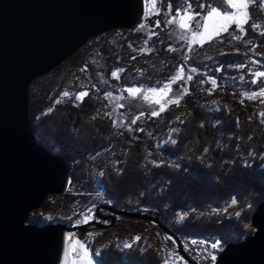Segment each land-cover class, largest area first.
Returning a JSON list of instances; mask_svg holds the SVG:
<instances>
[{"label": "trees", "instance_id": "trees-1", "mask_svg": "<svg viewBox=\"0 0 264 264\" xmlns=\"http://www.w3.org/2000/svg\"><path fill=\"white\" fill-rule=\"evenodd\" d=\"M190 2L195 12L202 11L198 7L201 2L221 5L217 0ZM182 3V0H157L160 14H154L149 21L154 27L156 21L161 22L159 28L155 27L153 45L159 55L175 66L183 63L187 44L179 39V29L166 25L165 21L178 8L182 9ZM134 33L143 35L140 30ZM247 33L256 36L249 28ZM243 56L224 54L218 64L240 63ZM171 76L172 72H165L162 78L166 81ZM32 89L30 85L31 133L41 147L64 157L68 176L70 172L104 166L100 184L105 198L112 201L111 207L157 216L180 240L200 236L219 239L225 246L253 232L251 214L264 200V159H261L264 124L259 120L253 99L243 97L242 102H230L232 112L222 107L213 113L198 105L200 94L189 90L183 98L188 113L176 134L177 143L157 148L155 140L143 128L139 127L143 131H137L138 127L131 131L115 129L111 119L100 113L101 97L89 93L82 103L67 100L54 105L51 112L43 113L50 104L51 86L48 83ZM108 149L114 150L115 165L106 164L103 158ZM148 151L164 159L159 166L148 164ZM250 152L254 155L249 156ZM73 184L71 178L68 186ZM69 189L71 193L75 190ZM80 189H89L88 184ZM71 193L66 194L69 201L75 200ZM232 198H237L241 209L247 205L239 216L228 213ZM42 206L51 216L46 220L38 215L29 216L28 223L37 226L53 221L70 223L61 218L64 209L61 205ZM181 210L187 211L188 216L177 221L176 215ZM116 218L137 221L121 215ZM143 221L161 233L156 224ZM162 258L157 238L153 242L138 241L125 250L111 241L100 250L98 263L161 264Z\"/></svg>", "mask_w": 264, "mask_h": 264}, {"label": "water", "instance_id": "water-1", "mask_svg": "<svg viewBox=\"0 0 264 264\" xmlns=\"http://www.w3.org/2000/svg\"><path fill=\"white\" fill-rule=\"evenodd\" d=\"M142 1L0 0V264H59L66 232L108 228L116 215L155 223L175 241L187 264H199L171 228L147 213L102 205L95 216L102 221L38 226L27 222L48 195L63 192L68 179L64 157L41 147L31 133L32 81L68 59L89 38L135 27L144 12ZM102 207L110 213L101 214ZM251 222L253 232L227 243L215 264H264V200L251 214Z\"/></svg>", "mask_w": 264, "mask_h": 264}, {"label": "rangeland", "instance_id": "rangeland-1", "mask_svg": "<svg viewBox=\"0 0 264 264\" xmlns=\"http://www.w3.org/2000/svg\"><path fill=\"white\" fill-rule=\"evenodd\" d=\"M217 1L221 4V0ZM142 2L144 4L145 14L146 9L151 8V3L150 0H144ZM182 2L184 7L185 0H182ZM252 10L257 11L256 9ZM154 11L155 10L149 12L147 19H145L144 15L140 23L131 29H113L89 38L78 51L56 68L35 78L31 83V88H34L32 91L48 83L51 86L50 104L43 113H49V109L59 104L57 100H59L60 103L67 100L79 103L74 99V96L62 97L63 92L68 91L74 94L82 90H87L89 93L102 98L100 111L102 115L107 116L112 122L113 120L124 121L122 127H115V129H119L120 131H131L137 127L143 128L147 136L155 140V147L159 148L171 144L169 139L170 133H172V138L176 140V134L182 125L181 121L185 120L188 113L187 104L183 99L184 95L181 98L179 106L175 104L169 105L159 116L152 117L150 112L152 110H158V106L149 105L142 99V96H138L135 99L129 98L125 91L126 88L139 87L145 90L149 87H161L176 74L180 66L183 65L185 67V76L189 74L188 69L195 67L197 72L192 73L193 80L188 82L187 87L190 91H195L196 94L201 95V97L197 99L199 106L214 113L219 111L222 107L227 112H232L230 102H242L243 97L250 96L254 91L258 92L260 86L264 85V78H259L258 83L255 85L251 83V80L254 78L251 73L255 71H264V35L259 34L260 30H253L250 24L245 25L246 32L249 28L256 36L252 37L247 33L241 41H233L231 40V36L240 34L235 25H233L229 28L227 33H223L213 41L205 43L203 47L194 46L192 52H188V49H186L185 54H187L188 60L185 61L183 57V63L175 66L169 64V62L156 51V47L153 45V36L149 39L150 32L156 33L157 31L154 26L149 25ZM258 22L261 23L262 29H264V14H260ZM141 24L145 25L143 29L140 28ZM136 30H140L143 35L134 33ZM146 41L147 43H145ZM248 41H251V43H248ZM253 45H255V47H253ZM141 49H144V51H141ZM224 54H241L244 55V60L235 64H218L219 57ZM132 57H135V59ZM252 60H256L259 63H251ZM241 64L246 67L239 69L235 67ZM218 67L222 68V71L216 72L215 69ZM117 69H123V71L119 73L118 79L111 76V72ZM165 72H172V76L166 81L162 78ZM241 75L245 77L243 81L240 80ZM208 77L215 78L218 87L213 89ZM202 80L204 83H201ZM184 83L185 81L181 80L174 84V92L180 91ZM108 92L112 93L111 98H106L105 94ZM246 93L248 95H245ZM117 97H123V99H116ZM253 101L256 105L257 113L259 114V120L264 124V117L260 116V113L264 112V102H262L264 101V97L257 96ZM116 104H123V108H116L115 111H113ZM141 112L145 115L138 120L136 125H131V119L139 116ZM105 113H111V115H106ZM173 129L177 131L172 132ZM121 148L122 146L119 147L120 150ZM113 155L114 150L108 149L106 151L103 156L106 164H116ZM262 155H264V152ZM163 160L164 159L159 154H152L148 151L147 162L149 165H154V161L158 164ZM103 168L104 166H96L91 171L83 170L81 172H70L63 192L60 194L48 195L43 204H59L64 207L61 211V218L65 221H70V223H66L68 225L85 224L82 220V214L88 209H94L95 217L96 208L98 206L111 205L108 199L105 198L104 189H102L100 184ZM71 178L74 184L69 187L68 183L71 181ZM84 184H88L89 189L81 190L80 188ZM72 187L75 190L71 193V189L69 188ZM68 193L75 195V200L69 201L68 197H66ZM42 205L40 208L32 211L29 216L38 215V217L43 220L48 219L51 213L49 210L43 208ZM246 206L247 205L244 207ZM244 207H242V209ZM242 209L236 204L229 208L228 213L230 215H236V212H241ZM99 212L104 215L110 213L109 210L103 207L99 209ZM185 212L187 211L181 210L177 213V221H183L180 220L179 217ZM88 214L91 215L93 213ZM28 220L29 219H27V222ZM92 220L102 221L97 217ZM136 220L137 221H120L115 216L112 226L108 228L93 227L85 232H80L78 229L72 232H66L59 264H79L81 252L77 243L78 255L76 256L74 254L70 243V237L72 235L77 238V242L85 244L93 260V264H99V252L101 249L105 248L109 242L113 241L120 249L125 250L127 249L123 246L125 242L132 243L133 238L136 236L141 237L142 239L140 241L142 242H153L157 238L162 257L165 256V251H162V248L182 257L177 250L175 241L173 239H167L170 237L169 235L163 231L158 233L154 228L152 229L149 224L144 222L143 219ZM192 239H203L209 243L219 239L214 240L199 236V238L187 237L181 240L185 252L194 261L199 262V264H212L208 257V253L212 252L217 257L218 253L224 249V245L220 240L221 247L213 252L210 248L205 250L190 245L188 242ZM66 252L68 253L67 256H65ZM198 252L200 253L199 255L197 254ZM183 261L187 264L184 259Z\"/></svg>", "mask_w": 264, "mask_h": 264}, {"label": "snow or ice", "instance_id": "snow-or-ice-1", "mask_svg": "<svg viewBox=\"0 0 264 264\" xmlns=\"http://www.w3.org/2000/svg\"><path fill=\"white\" fill-rule=\"evenodd\" d=\"M151 8L146 9L145 11V19L148 18V14L150 11H154V14L159 15L160 12L157 10V0H150ZM223 5V6H221ZM221 5H212L211 3L205 5V3H199L198 7L202 10L201 12L193 11V5L190 0H185V6L183 9H177L174 16H171L169 19L165 21L166 25L176 26L179 29V39L184 41L187 44L188 52H192L194 50V46L203 47V45L207 42H211L214 39L220 37L223 33H227L229 28L235 25L236 29L240 34L232 35L231 40L233 41H241L243 37L247 34L245 25L251 26L253 30H260L259 34L264 35V29H262V25L258 22V18L260 14H264V0H221ZM252 9H256L257 11H253ZM172 5L169 3L168 12L171 13ZM199 17V19H198ZM160 21H156L155 27H160ZM145 27L144 24L140 25V28L143 29ZM156 35L155 32H150L149 39L152 36ZM147 43V41L145 42ZM251 43V41H248ZM255 47V45H253ZM169 51H174V49L169 48ZM144 51V49H141ZM238 51V50H237ZM135 59V57H132ZM185 61L188 60L187 54L184 56ZM251 63H259L256 60H252ZM235 67L244 68L245 65H236ZM83 71V69H82ZM123 69H117L111 72V76L113 78H119V73L122 72ZM216 72L222 71V68H216ZM197 69L192 67L188 69V73L185 76V67L182 65L177 70L176 74L172 76L169 81L165 82L161 87H149L145 90H142L139 87H129L126 88L125 91L128 94L129 98L135 99L138 96H142V99L147 102L149 105H157L158 110H152L150 115L152 117H157L161 113H163L169 105H177L179 106L181 98L183 95L189 93V88L187 87L188 82L193 80L192 73H196ZM253 75V79L251 80L252 84H257L259 78H264V71H255L251 73ZM245 77L243 75L240 76V80L243 81ZM184 80V85L181 86L180 91L173 90V85L178 81ZM208 80L213 86V89L218 87L217 80L212 77H208ZM201 83H204L202 80ZM95 87V86H93ZM89 95L87 90H82L77 93H70L65 91L62 93V97L74 96V99L77 102H83L84 98ZM106 98H111L112 93L108 92L105 94ZM245 95H248L247 93ZM257 96L264 97V85H261L258 92H252L249 99H255ZM116 99H123V97H117ZM264 102V101H262ZM57 103H60L57 100ZM116 108H123V104H116L113 111ZM52 109H49L51 112ZM106 115H111V113H105ZM143 112L140 113L139 116H136L134 119H131V125H136L138 120L144 116ZM260 116L264 117V112L260 113ZM183 123V121H181ZM113 127H122L124 124L123 120H113ZM137 131H143V129H137ZM176 129H173L172 132H176ZM170 142L175 145L177 141L172 138V133L169 134ZM207 151V149H205ZM253 153H249V156H253ZM261 159H264V155L261 156ZM156 166H159L155 161L153 162ZM162 163V162H161ZM245 166H247V161H245ZM103 175V173H101ZM237 204V198H232L229 207ZM213 211H216L213 209ZM226 211V210H225ZM93 213V214H88ZM83 215V222L88 223L90 220L94 219V209H88ZM236 215H241L240 212H236ZM188 213L185 212L183 215L179 217L180 220L186 219ZM142 238L136 236L133 238L132 243L125 242L123 245L125 248H131L133 244L140 241ZM167 239L171 240V237ZM79 245V249L81 255L79 256V264H93V260L89 255L88 249L85 244L77 242ZM192 246H196L197 248H203L205 250L211 249L214 251L218 250L221 247V243L219 240L213 241L211 243L201 239L196 240L192 239L188 242ZM165 251V256L162 258L161 264H185L183 258L178 256L177 254L161 249ZM67 252L65 256H67ZM200 254L199 252L197 253ZM98 255V253H97ZM208 257L210 258L212 264H215L217 259L216 255L212 252L208 253Z\"/></svg>", "mask_w": 264, "mask_h": 264}, {"label": "bare ground", "instance_id": "bare-ground-1", "mask_svg": "<svg viewBox=\"0 0 264 264\" xmlns=\"http://www.w3.org/2000/svg\"><path fill=\"white\" fill-rule=\"evenodd\" d=\"M144 1V0H143ZM143 7H144V4H143ZM144 12H143V15L142 16V19L144 18ZM141 19V20H142ZM65 237V236H64ZM70 240H71V245H72V250L74 251V254L77 256L78 255V251H77V238L75 236H71L70 237Z\"/></svg>", "mask_w": 264, "mask_h": 264}, {"label": "built area", "instance_id": "built-area-1", "mask_svg": "<svg viewBox=\"0 0 264 264\" xmlns=\"http://www.w3.org/2000/svg\"><path fill=\"white\" fill-rule=\"evenodd\" d=\"M108 201H109L110 203H112V201H111V200H108ZM110 203H109V204H110ZM82 220H83V219H82Z\"/></svg>", "mask_w": 264, "mask_h": 264}]
</instances>
